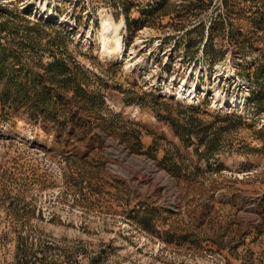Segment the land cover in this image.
Segmentation results:
<instances>
[{"label": "rangeland", "instance_id": "rangeland-1", "mask_svg": "<svg viewBox=\"0 0 264 264\" xmlns=\"http://www.w3.org/2000/svg\"><path fill=\"white\" fill-rule=\"evenodd\" d=\"M14 53L97 100L0 102V264H264V0H0Z\"/></svg>", "mask_w": 264, "mask_h": 264}, {"label": "trees", "instance_id": "trees-1", "mask_svg": "<svg viewBox=\"0 0 264 264\" xmlns=\"http://www.w3.org/2000/svg\"><path fill=\"white\" fill-rule=\"evenodd\" d=\"M27 34H23L22 37L28 39ZM30 45L32 46L31 43ZM56 46L58 47V45ZM5 58L8 61L9 68L0 66V79L8 76L0 93L2 113H5L7 109L15 112L24 110L28 115L30 114L31 119L39 114L47 120H55L59 113V106L68 108L70 113L73 112L75 105L79 106L73 114L76 116L81 111H91L95 108L97 95L82 88V84L76 81L77 73L74 74L63 60L55 59L45 66L44 75L35 74L34 77L30 78L28 75H24V77H21V74L18 76L13 75L12 69L17 66L23 69L26 66L22 63L21 57L18 58L14 53ZM12 59L13 61L10 63ZM8 69L10 70L8 71ZM69 91L72 93L70 97L68 96ZM53 94L54 100H52ZM184 130L189 135L193 133L187 128ZM178 136L181 137L179 133ZM210 150L214 149L210 148Z\"/></svg>", "mask_w": 264, "mask_h": 264}, {"label": "bare ground", "instance_id": "bare-ground-1", "mask_svg": "<svg viewBox=\"0 0 264 264\" xmlns=\"http://www.w3.org/2000/svg\"><path fill=\"white\" fill-rule=\"evenodd\" d=\"M193 89H196L197 90L198 88H197V86H193ZM200 89L205 90L206 89V86L203 85ZM182 92H183V86L179 90H177V94L180 96ZM190 96L193 97L192 99H196V97H197L196 95H194V91H192V93L190 94ZM240 99L233 98L232 101H230V103H235V104H239L240 103V104H242V100H240ZM135 117H139V115H136Z\"/></svg>", "mask_w": 264, "mask_h": 264}, {"label": "built area", "instance_id": "built-area-1", "mask_svg": "<svg viewBox=\"0 0 264 264\" xmlns=\"http://www.w3.org/2000/svg\"><path fill=\"white\" fill-rule=\"evenodd\" d=\"M172 211H175V208Z\"/></svg>", "mask_w": 264, "mask_h": 264}]
</instances>
